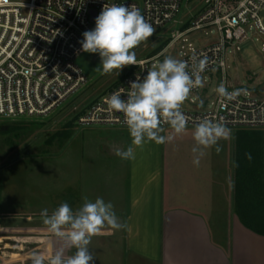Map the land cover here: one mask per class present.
I'll use <instances>...</instances> for the list:
<instances>
[{"label": "crops", "instance_id": "0c3cea01", "mask_svg": "<svg viewBox=\"0 0 264 264\" xmlns=\"http://www.w3.org/2000/svg\"><path fill=\"white\" fill-rule=\"evenodd\" d=\"M243 130L248 129H236L230 139L220 140L219 154L215 146L205 149L199 166L193 164L190 130L168 143L146 142L127 160L116 151L127 150L129 136L120 137L112 150L107 148L110 142L106 146L93 139L98 145L92 149L75 140L65 158L38 168L43 176L36 199L21 202V213L43 224L42 209L51 214L67 202L76 210L85 196L111 202L118 221L127 227H105L104 234L92 238L88 247L93 264H264V235L243 224L235 205L233 162L237 132ZM1 239H19L20 250L11 255L20 256V264H27L33 252L48 257L62 246L50 233H0ZM29 240L35 251H28ZM74 252L66 249L65 255Z\"/></svg>", "mask_w": 264, "mask_h": 264}, {"label": "built area", "instance_id": "2783aa9c", "mask_svg": "<svg viewBox=\"0 0 264 264\" xmlns=\"http://www.w3.org/2000/svg\"><path fill=\"white\" fill-rule=\"evenodd\" d=\"M198 6L194 16L180 21L169 42L160 52L137 60L134 70L113 87L98 96L79 115L78 125L127 128L121 112L111 111L105 98L121 91L123 99L132 81L143 79L165 50L188 42L198 30H210L212 38L201 47L189 42L181 45L179 60L191 66L206 62L201 73L203 82L218 71L231 98L199 95L191 99L196 109H182L188 117V128L204 119L223 123L231 129L264 128V83L258 91L229 84L226 76L227 55L241 51L248 38V27L264 34V0H186ZM185 0H0V119L40 118L61 107L80 91L88 77L77 63L85 31L95 28V19L105 4L135 6L155 29L177 22ZM190 8V7H189ZM191 9V8H190ZM208 33V31H207ZM152 65V66H151ZM204 87V83H203ZM203 87L194 88L198 94ZM164 128H170L164 125Z\"/></svg>", "mask_w": 264, "mask_h": 264}, {"label": "clouds", "instance_id": "9594fccd", "mask_svg": "<svg viewBox=\"0 0 264 264\" xmlns=\"http://www.w3.org/2000/svg\"><path fill=\"white\" fill-rule=\"evenodd\" d=\"M155 33V28L135 6L125 4H105L95 19V28L85 31L81 41L82 51L98 53L101 58V74L119 72L129 65H136L134 49L142 42L148 41ZM206 62L192 58L191 66L187 61L166 56L161 63L147 71L141 79L132 81L126 99L121 91L105 98L109 110L121 112L124 123L131 137L127 150L117 149L116 155L121 159H134L135 150L146 142L164 144L187 130L188 117L181 108L194 88L203 87L201 73ZM217 93L224 98H231L238 93H228L221 83ZM164 125L171 128V133L162 135ZM192 137L195 146L193 164L199 166L205 149L215 146L219 154L223 149L220 140L231 138V129L223 123L204 119L195 125ZM251 161V153H245ZM239 167L238 162H233ZM84 203L76 210L67 203H61L51 214L48 209L41 210L43 224L47 232L62 242L52 255L45 257L39 253L31 254V264H93L94 256L89 251V244L94 236L104 234L105 227L119 230L127 225L121 224L113 210L111 202L103 198L90 201L86 196ZM75 249L74 254L65 255L66 249Z\"/></svg>", "mask_w": 264, "mask_h": 264}, {"label": "rangeland", "instance_id": "374dc122", "mask_svg": "<svg viewBox=\"0 0 264 264\" xmlns=\"http://www.w3.org/2000/svg\"><path fill=\"white\" fill-rule=\"evenodd\" d=\"M193 1L183 3L182 10L177 16V22H171L165 27L155 29V33L148 41L142 42L134 49L137 60L150 56L165 42H169L170 34L173 29L181 26L180 21L190 20L198 6H194ZM191 9H190V8ZM248 29L249 38L241 44V51L227 55L226 76L229 84L238 90L253 89L258 91L260 83H264V34L259 33L255 28ZM208 31V33H207ZM210 30H198L188 36V42H181L177 48L168 47L163 57L157 60L161 63L166 56L178 59L181 52V45L193 43L194 47H201L208 43L214 36ZM167 44L164 45L165 49ZM162 49V50H163ZM77 63L88 77V83L78 92L74 93L58 109L48 116L40 118H22L19 120L0 119V233L16 235H37L48 233L46 226L36 217H26L21 213L20 203L26 200L36 199L37 183L41 182L42 172L38 170L43 163H51L53 158L62 160L65 158L71 142L83 141V145L93 149L94 144L91 140L102 141L108 150H112L113 143L121 139L120 137H130L128 128L108 127V126H83L78 125L77 121L72 129L70 139L65 144L56 141L48 144V138L62 129L64 124L83 110L95 98L106 92L118 83L126 74L134 68L125 66L118 74L114 70L111 74H101L96 69L100 67L101 58L98 53L92 54L85 52L77 59ZM152 66V65H151ZM153 68V66H152ZM151 68V69H152ZM223 73L218 71L211 74L204 82V87L198 94H191L182 105V109L194 110L196 105L191 103V99L196 96H213L216 94L217 87L222 83ZM21 124L23 129L16 132L5 133L12 124ZM22 128V127H21ZM171 133V128H164ZM231 129V128H229ZM187 130L194 131V128ZM236 129H231L233 136ZM264 137V128L262 129ZM90 139L91 143H87ZM110 142V143H109ZM118 144V143H117ZM60 162V161H59ZM64 170V169H63ZM27 193L29 194L27 196ZM13 209V210H12ZM25 216V217H21ZM19 239H1L0 257L4 264H20L18 255L11 253L20 250ZM28 251H35V242L28 241ZM16 247L9 249L7 247ZM31 247V248H30ZM31 256H29L30 258ZM13 258V259H12ZM21 264H26L23 261ZM27 264H31V260Z\"/></svg>", "mask_w": 264, "mask_h": 264}, {"label": "trees", "instance_id": "16d2710c", "mask_svg": "<svg viewBox=\"0 0 264 264\" xmlns=\"http://www.w3.org/2000/svg\"><path fill=\"white\" fill-rule=\"evenodd\" d=\"M165 44H168V42H165ZM165 44L159 46L150 56L160 52ZM90 104L91 102L87 107ZM87 107L67 121L62 129L52 134L47 143L54 144L56 141H61L65 144L70 139L72 129L79 115ZM9 127L5 133L16 132L15 134H18L23 129V126L18 123ZM262 132V129H248L237 132L235 159L239 163V167L235 168L234 195L236 209L243 220V224L260 235H264V137ZM245 153H251V161L246 159Z\"/></svg>", "mask_w": 264, "mask_h": 264}, {"label": "water", "instance_id": "95a60500", "mask_svg": "<svg viewBox=\"0 0 264 264\" xmlns=\"http://www.w3.org/2000/svg\"><path fill=\"white\" fill-rule=\"evenodd\" d=\"M263 15H264V12H263Z\"/></svg>", "mask_w": 264, "mask_h": 264}]
</instances>
